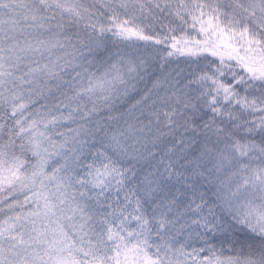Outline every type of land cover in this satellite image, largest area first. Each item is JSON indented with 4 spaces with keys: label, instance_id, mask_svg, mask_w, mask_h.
Wrapping results in <instances>:
<instances>
[{
    "label": "snow or ice",
    "instance_id": "1",
    "mask_svg": "<svg viewBox=\"0 0 264 264\" xmlns=\"http://www.w3.org/2000/svg\"><path fill=\"white\" fill-rule=\"evenodd\" d=\"M0 264H264V0H0Z\"/></svg>",
    "mask_w": 264,
    "mask_h": 264
},
{
    "label": "trees",
    "instance_id": "2",
    "mask_svg": "<svg viewBox=\"0 0 264 264\" xmlns=\"http://www.w3.org/2000/svg\"><path fill=\"white\" fill-rule=\"evenodd\" d=\"M113 51L115 52V51H116V49H113Z\"/></svg>",
    "mask_w": 264,
    "mask_h": 264
}]
</instances>
